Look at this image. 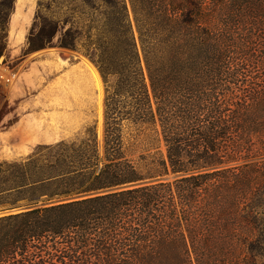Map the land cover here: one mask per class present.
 I'll return each mask as SVG.
<instances>
[{
	"label": "trees",
	"instance_id": "trees-1",
	"mask_svg": "<svg viewBox=\"0 0 264 264\" xmlns=\"http://www.w3.org/2000/svg\"><path fill=\"white\" fill-rule=\"evenodd\" d=\"M51 4L29 47L97 66L103 146L94 124L0 160V211L27 207L0 214V264H249V240L264 253V0Z\"/></svg>",
	"mask_w": 264,
	"mask_h": 264
},
{
	"label": "rangeland",
	"instance_id": "rangeland-1",
	"mask_svg": "<svg viewBox=\"0 0 264 264\" xmlns=\"http://www.w3.org/2000/svg\"><path fill=\"white\" fill-rule=\"evenodd\" d=\"M39 1L0 0L5 26L0 31V71L10 78L0 84V160L27 158L39 144L86 137L87 127L94 124L101 149L103 146L106 85L100 72L95 77L89 63L97 66L86 54L71 48L56 44L29 47ZM44 2L52 3V12L61 8L63 12L70 0ZM38 22L41 25L40 19ZM159 149L165 152L163 143ZM251 241L257 243L254 238ZM246 246L239 248L245 262L264 264V253L252 251L250 240Z\"/></svg>",
	"mask_w": 264,
	"mask_h": 264
},
{
	"label": "bare ground",
	"instance_id": "bare-ground-1",
	"mask_svg": "<svg viewBox=\"0 0 264 264\" xmlns=\"http://www.w3.org/2000/svg\"><path fill=\"white\" fill-rule=\"evenodd\" d=\"M89 66H90L91 70L93 71L95 77L99 78V71L97 70V68L91 62L89 63Z\"/></svg>",
	"mask_w": 264,
	"mask_h": 264
},
{
	"label": "water",
	"instance_id": "water-1",
	"mask_svg": "<svg viewBox=\"0 0 264 264\" xmlns=\"http://www.w3.org/2000/svg\"><path fill=\"white\" fill-rule=\"evenodd\" d=\"M131 16H132V19H133V15H132V11H131ZM135 26V25H134ZM24 208H27V207H20V208H14L12 210H7V211H0V214L2 213H7V212H13V211H17V210H21V209H24Z\"/></svg>",
	"mask_w": 264,
	"mask_h": 264
},
{
	"label": "built area",
	"instance_id": "built-area-1",
	"mask_svg": "<svg viewBox=\"0 0 264 264\" xmlns=\"http://www.w3.org/2000/svg\"><path fill=\"white\" fill-rule=\"evenodd\" d=\"M9 80L10 78L6 77L5 74L3 72L0 71V84L3 80Z\"/></svg>",
	"mask_w": 264,
	"mask_h": 264
}]
</instances>
